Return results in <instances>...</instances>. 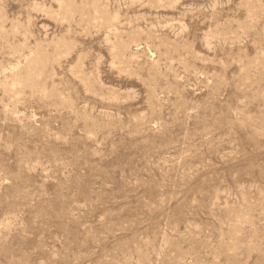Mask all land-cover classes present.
<instances>
[{
    "label": "rangeland",
    "instance_id": "1",
    "mask_svg": "<svg viewBox=\"0 0 264 264\" xmlns=\"http://www.w3.org/2000/svg\"><path fill=\"white\" fill-rule=\"evenodd\" d=\"M0 264H264V0H0Z\"/></svg>",
    "mask_w": 264,
    "mask_h": 264
}]
</instances>
